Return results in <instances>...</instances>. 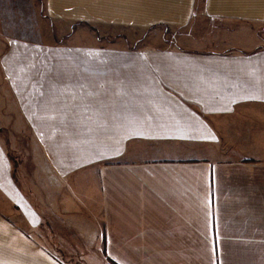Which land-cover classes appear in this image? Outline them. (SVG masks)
Listing matches in <instances>:
<instances>
[{
  "label": "crops",
  "instance_id": "1",
  "mask_svg": "<svg viewBox=\"0 0 264 264\" xmlns=\"http://www.w3.org/2000/svg\"><path fill=\"white\" fill-rule=\"evenodd\" d=\"M46 1L93 26L264 21V0ZM7 45L5 80L54 172L99 164L105 264H264V47ZM0 153V264H65L13 218L40 223Z\"/></svg>",
  "mask_w": 264,
  "mask_h": 264
},
{
  "label": "rangeland",
  "instance_id": "2",
  "mask_svg": "<svg viewBox=\"0 0 264 264\" xmlns=\"http://www.w3.org/2000/svg\"><path fill=\"white\" fill-rule=\"evenodd\" d=\"M47 6L46 0H0V59L9 40L42 44H54L56 40L74 45H118L132 50L174 49L221 55L248 54L264 47V21L196 14L178 27L89 26L53 19ZM0 144L12 164L13 185L40 218L39 225L30 228L22 218L21 221L20 214L14 215L29 237L65 264H105L99 164L82 167L66 177L57 175L29 129L1 66ZM2 203L0 199V207L7 211L8 204Z\"/></svg>",
  "mask_w": 264,
  "mask_h": 264
},
{
  "label": "trees",
  "instance_id": "3",
  "mask_svg": "<svg viewBox=\"0 0 264 264\" xmlns=\"http://www.w3.org/2000/svg\"><path fill=\"white\" fill-rule=\"evenodd\" d=\"M79 24H83V25H89V26H91L89 23H87V22H85V21H77ZM76 22V23H77ZM94 28V27H93ZM189 106L190 107H192V108H195L196 106H194V105H191V104H189ZM105 164H109L108 162H105Z\"/></svg>",
  "mask_w": 264,
  "mask_h": 264
},
{
  "label": "snow or ice",
  "instance_id": "4",
  "mask_svg": "<svg viewBox=\"0 0 264 264\" xmlns=\"http://www.w3.org/2000/svg\"><path fill=\"white\" fill-rule=\"evenodd\" d=\"M0 155H2V153H0Z\"/></svg>",
  "mask_w": 264,
  "mask_h": 264
}]
</instances>
